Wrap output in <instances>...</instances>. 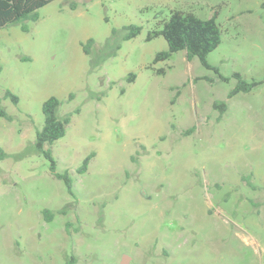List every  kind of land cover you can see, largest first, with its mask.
Returning a JSON list of instances; mask_svg holds the SVG:
<instances>
[{
  "label": "rangeland",
  "instance_id": "1",
  "mask_svg": "<svg viewBox=\"0 0 264 264\" xmlns=\"http://www.w3.org/2000/svg\"><path fill=\"white\" fill-rule=\"evenodd\" d=\"M175 11L216 14L220 73L184 51L155 61ZM38 14L0 30V264H264V0H55ZM234 73L259 85L230 98ZM51 97L70 117L46 147L55 172L36 147Z\"/></svg>",
  "mask_w": 264,
  "mask_h": 264
},
{
  "label": "trees",
  "instance_id": "2",
  "mask_svg": "<svg viewBox=\"0 0 264 264\" xmlns=\"http://www.w3.org/2000/svg\"><path fill=\"white\" fill-rule=\"evenodd\" d=\"M53 1L55 0H0V30L10 24H21V29L28 32L27 22L38 21V11ZM162 26V29L156 31L155 35L162 36L166 40L169 49L157 54L156 62L168 59L173 53L184 51L189 61L198 58L204 67L220 73L219 68L208 61L209 55L222 43V30L217 23L216 14L210 19H201L192 12L175 11L168 20L162 22ZM127 29L131 32L126 34V40L137 37L142 31V28L137 26H131ZM232 77L237 80V85L230 92V98L242 92L249 93L259 85L256 82H246L240 73H234ZM221 78L224 81L230 80L229 77L222 75ZM130 80H135V76L132 75ZM6 95L10 96L15 103L18 102V97L12 93L7 92ZM60 106L61 102L56 97H51L44 103V126L36 137L38 152L50 161L53 172L56 169V161L51 148L47 149L46 147H51L56 141L63 138L66 134V127L70 123V117L62 119L58 115ZM215 107H222L226 110L227 104L225 102L215 103ZM0 115L5 116L6 114L0 111ZM5 156L7 155L0 150V159H4ZM89 161L90 158L84 162L79 169V173L86 172ZM58 177L66 182L69 191L72 192L71 178L67 174L58 175ZM44 214L48 217L49 211H44Z\"/></svg>",
  "mask_w": 264,
  "mask_h": 264
},
{
  "label": "water",
  "instance_id": "3",
  "mask_svg": "<svg viewBox=\"0 0 264 264\" xmlns=\"http://www.w3.org/2000/svg\"><path fill=\"white\" fill-rule=\"evenodd\" d=\"M87 1H90V0H87ZM129 259L130 258L127 255H125L124 258H123V264H128V260Z\"/></svg>",
  "mask_w": 264,
  "mask_h": 264
}]
</instances>
